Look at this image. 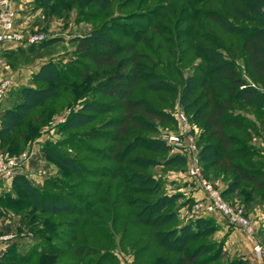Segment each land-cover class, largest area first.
<instances>
[{
    "label": "rangeland",
    "instance_id": "rangeland-1",
    "mask_svg": "<svg viewBox=\"0 0 264 264\" xmlns=\"http://www.w3.org/2000/svg\"><path fill=\"white\" fill-rule=\"evenodd\" d=\"M217 2L230 3L229 0H106L103 3L20 0L19 26L42 34L41 40L47 41L35 49L16 54L11 60L0 54V71L12 80L9 92L1 101L12 106L21 100L19 86L50 85L51 81L38 83L32 78L49 59L60 67L75 61L79 71L69 84L61 87L58 96L42 104L41 117L36 124L28 127L25 117L11 128L10 136L14 132L17 135L27 133L24 142L18 140L17 143L24 146L22 150L34 148L35 154L23 174L33 187L47 194L50 204L43 203L40 210L33 205L29 194H21V202L27 207L19 211L7 208L18 227L13 228L15 234L11 236L16 246L12 257L23 254L29 255L30 260L20 263L14 258L1 260L0 264H146L155 261L160 252L137 251L146 240L150 241V227L135 223L139 212L144 209L145 217L151 200L159 195L171 202L157 207V214L171 210L176 214V219L163 224L161 229L179 227L188 220L209 216L216 229L205 239L222 243L221 261L216 258L206 264L232 258H239L243 264L242 255L225 247L222 223L216 214L194 207L199 197L193 193L197 189L196 182L188 174L192 153L178 148L169 139V134L178 129L175 113L182 111L194 134L197 164L203 174L200 148L207 139L203 135L206 110L202 109V101L205 97L204 88L194 80L204 74V66L211 61L197 50L204 46L217 52L219 47L211 36L223 37L229 44V34L218 23L206 18L194 20L193 16L201 12V7L216 6ZM240 6L249 16L252 11ZM231 16L236 23H257L238 14ZM88 34L97 36L89 45L95 50L106 48L108 42L134 45L133 50L139 53V78L127 96L108 93L109 74L115 67L96 66L80 55L77 37ZM207 34L209 36H205ZM233 45L231 55H236L240 72L264 88V79L254 78L239 53L242 49L237 48L236 43ZM131 52L124 50L117 56H129ZM85 65L87 69L80 75ZM62 73L71 74L69 70ZM24 74L28 76L23 80ZM64 88H70L72 93H66ZM125 98L143 100L162 119L141 114L139 118L146 125H132L131 133L118 139L116 127L109 124L122 116ZM72 113L73 122L67 127ZM260 137H253L251 141L262 148L264 156V140ZM126 143L128 148H125ZM1 152L19 153L0 148ZM169 157L172 161H168ZM38 170L42 177H34L33 173ZM206 178L221 191L230 175L223 179ZM10 190L11 187L2 189V193ZM18 190L14 191L20 194ZM224 199L233 205H243L235 192L230 200ZM246 214L250 215V221L256 219L264 223L262 205L248 207ZM221 218L228 226L235 227ZM192 226L195 227V223ZM198 240H191L188 246ZM166 262L168 260L159 263Z\"/></svg>",
    "mask_w": 264,
    "mask_h": 264
},
{
    "label": "trees",
    "instance_id": "trees-1",
    "mask_svg": "<svg viewBox=\"0 0 264 264\" xmlns=\"http://www.w3.org/2000/svg\"><path fill=\"white\" fill-rule=\"evenodd\" d=\"M94 1L103 3L106 0ZM200 1L205 2V0ZM229 2L228 5L217 2L216 6L201 7V12L193 16L194 20L199 18L210 19L218 23L229 34V44L225 43L223 37L218 38L219 36L214 34L211 36L219 47L217 52H213L211 48L204 46L198 48L199 51L197 50L198 53L205 55L211 61V64L207 63L204 66V74L197 81L194 80L195 84L204 88L205 98L202 101V109L206 110L203 117V135H206L207 139L200 148V160L202 161L203 174L206 177L213 180L216 178L223 179L224 176L230 175L226 186L221 189L224 198L230 200L232 193L235 192L236 198L245 208L256 204H260L264 208V156L261 151L262 148L257 147L251 141L253 137L257 136H261L260 139L264 140L262 137L264 134V129H262V125H264V88H260L253 81H249L247 76L240 72V63L235 59L236 55H231L232 47L235 46L233 44L236 43L237 48L242 49L239 53L243 56L245 66L251 71L254 78L257 80L264 79V0H229ZM239 4L252 11L249 16H247V11H242L241 6L238 7ZM232 14L251 18L257 23H236L232 20ZM205 36H209V34ZM96 37L94 34L77 37V48L80 55L82 54L96 66L115 67V70L109 74L111 82L108 93L112 95L119 93L123 97L127 96L132 85L139 78L137 70L139 53L133 50L134 45L130 43L127 46L126 44L121 46L114 42H108L105 43L106 48L104 49H92L89 45L95 41ZM46 41L47 39H43L25 46L18 45L2 50L0 54L11 60L16 54L35 49ZM124 50L132 51L131 55L118 57L117 54ZM224 52L228 56H225ZM86 67L85 65L80 70V75L84 73ZM64 70H69L71 74L65 76V73H62ZM78 71L79 66H76L75 61L63 67L58 66L51 59L41 64L39 70L32 74V78L38 83L51 81V84L18 87L21 100L12 106L5 107L0 116V148L9 153L22 150L24 146L18 144L17 141L20 140L23 143L27 138V133L17 135L14 132L10 136L11 128L25 117L28 127L33 123L36 124L41 117V112H39L42 109L41 106L46 101L58 96L61 87L69 84L72 77L78 74ZM64 91L72 93L70 88H64ZM147 105L139 99L125 98L123 100L124 112L122 116L117 120H112L109 124L116 127L118 139L121 140L124 135L131 133L132 125L138 127L146 125V122L139 118L141 114L162 119V116L156 114V111ZM72 122L73 113L68 117L67 127ZM150 141L154 142L153 140ZM126 145L125 148H128L129 146ZM46 151L49 152L47 148ZM168 161H172L171 158ZM11 188L12 190L5 191L0 195V202L6 208L15 211L25 209L27 205L26 203L22 204L21 194H27V196L29 194L30 199L34 200L33 205L40 210L43 209L40 206L43 203L44 205L45 203L50 204L47 194L33 187L23 173L18 172L12 176ZM18 189L20 194L14 191ZM18 202L21 203L18 205ZM170 202L163 195L155 196L150 202V209L148 207L149 211L145 214L146 216H143L145 213L143 209L136 218L135 224H143L151 229L150 241L146 240L137 248V251L148 253L151 249L160 252L155 261L146 264H161L160 261L165 262L166 260L168 262L163 264H206L207 261L219 259L222 243L205 239L216 229L214 222H211V217L201 216L194 220H188L180 224L179 227L170 226L161 229L163 224L176 219V214L174 215L172 210L157 214L155 209ZM194 223L195 227L192 226ZM197 238L199 240L189 247L188 242ZM15 247V242L11 241L0 255V261H10L16 258L20 263H27L30 260L29 255L24 256L19 253V258L17 255V257H12L16 251ZM164 251L166 254L163 253ZM238 260L236 258L224 262H220V260L215 264H236V261L241 264L239 258Z\"/></svg>",
    "mask_w": 264,
    "mask_h": 264
},
{
    "label": "built area",
    "instance_id": "built-area-1",
    "mask_svg": "<svg viewBox=\"0 0 264 264\" xmlns=\"http://www.w3.org/2000/svg\"><path fill=\"white\" fill-rule=\"evenodd\" d=\"M20 0H0V51L18 45L25 46L29 43L38 42L43 38L40 33L30 32L25 27H20L18 23V9ZM12 84L10 76L0 71V101L3 99ZM178 129L169 134V139L178 148L186 149L192 153L188 174L195 180L196 187L204 191V195L199 197L194 207L212 214H217L227 220L235 227L244 228L247 232H252L251 221L246 214L243 205H233L226 201L221 195V191L216 188L209 179L200 171L197 164L196 145L194 134H192L188 119L182 111L175 113ZM35 154L34 148H26L17 154L0 153V178L11 179L15 173L24 172L30 159ZM34 177H42L41 170L34 172ZM258 264H264V244L255 241L252 246Z\"/></svg>",
    "mask_w": 264,
    "mask_h": 264
},
{
    "label": "crops",
    "instance_id": "crops-1",
    "mask_svg": "<svg viewBox=\"0 0 264 264\" xmlns=\"http://www.w3.org/2000/svg\"><path fill=\"white\" fill-rule=\"evenodd\" d=\"M28 74H24L23 80L27 79ZM21 79V78H19ZM21 79V80H22ZM9 90L7 91V93ZM7 107L6 101L0 102V116L3 110ZM31 164L33 163L30 162ZM32 167V165H31ZM27 167H23L26 171ZM20 173H24L21 172ZM12 178L9 180H4L0 178V195L3 192L2 189H6L11 187ZM196 197H202L204 195V191L202 189H196L193 192ZM247 211V208H246ZM252 213V212H251ZM250 213V214H251ZM252 215V214H251ZM250 216V215H249ZM248 216V217H249ZM217 220L221 223V233L223 234L225 240V247L231 251H237L238 255H242L243 264H258V259L255 253L252 250L253 243L255 241H260L264 244V223L257 222V220H251L252 224V232L249 233L245 230L239 229L237 227H230L228 224L222 222V218L219 215H215ZM18 228L15 224V218L11 211L7 212V208L0 202V255L3 253L7 245L11 241V236L15 234L14 229ZM15 229V230H16ZM221 234V235H222Z\"/></svg>",
    "mask_w": 264,
    "mask_h": 264
}]
</instances>
